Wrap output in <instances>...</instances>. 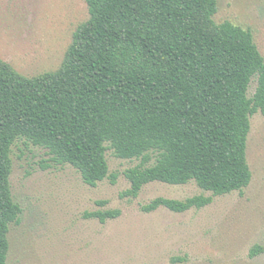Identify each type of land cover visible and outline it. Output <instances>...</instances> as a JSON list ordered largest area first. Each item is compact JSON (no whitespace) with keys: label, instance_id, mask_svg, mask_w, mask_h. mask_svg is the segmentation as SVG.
Returning <instances> with one entry per match:
<instances>
[{"label":"trees","instance_id":"16d2710c","mask_svg":"<svg viewBox=\"0 0 264 264\" xmlns=\"http://www.w3.org/2000/svg\"><path fill=\"white\" fill-rule=\"evenodd\" d=\"M87 3L90 18L75 30L59 68L30 77L0 58V264L8 262L11 226L22 213L11 184L18 138L75 166L91 186L117 181L109 149L140 159L125 171L131 187L124 196L136 198L154 181L195 180L213 193L157 197L144 212L200 209L252 181L251 116L264 113V56L253 32L216 22L217 0ZM84 215L106 222L121 210Z\"/></svg>","mask_w":264,"mask_h":264},{"label":"rangeland","instance_id":"374dc122","mask_svg":"<svg viewBox=\"0 0 264 264\" xmlns=\"http://www.w3.org/2000/svg\"><path fill=\"white\" fill-rule=\"evenodd\" d=\"M216 22L250 29L264 56V0H217ZM90 18L87 0H0V58L26 76L62 64L77 27ZM257 82L250 88L255 92ZM247 155L253 178L242 192L213 197L207 206L144 212L157 197L213 195L195 180L154 181L136 198L125 171L141 163L107 151L110 172L96 186L71 164H57L44 147L25 138L12 146V191L22 207L9 233L7 264H264V113L251 116ZM154 162V161H153ZM106 201V203H100ZM120 209L101 222L85 212ZM260 246L261 252L252 254ZM182 258V260H173Z\"/></svg>","mask_w":264,"mask_h":264}]
</instances>
